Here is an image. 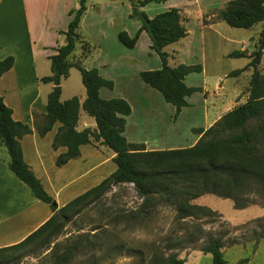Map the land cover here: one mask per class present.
<instances>
[{"label": "trees", "instance_id": "1", "mask_svg": "<svg viewBox=\"0 0 264 264\" xmlns=\"http://www.w3.org/2000/svg\"><path fill=\"white\" fill-rule=\"evenodd\" d=\"M128 1L131 6L129 17L136 19L140 26L132 37L125 31H119L117 39L123 46L131 49L135 46L139 34L142 31L146 33L150 48L160 58L161 68L141 71L139 77L143 83L157 90L166 103L174 107L173 117L176 118L181 109L188 106L186 98L194 92L202 91L201 87L187 86L184 83L186 75L201 71L199 64L181 63L171 67L167 63L164 48L187 35L180 11L171 7L149 17L142 7L167 0ZM85 3L86 0H78V7L69 10L70 19L66 30L62 32L65 41L58 45L56 53L49 57L50 75L40 79L44 83H51L52 88L47 95L43 120L36 126V130L39 136L43 137L54 124L59 123L52 147L57 149L63 146L66 150L55 158L56 166H62L70 159L78 157L81 145L99 140L114 153L112 161L116 168L98 184L58 207L54 197L44 189L23 160L19 139L32 130L26 123L13 119L12 110L0 96V143L6 148L9 156L7 167L28 186L35 198L48 204L52 212L50 218L24 240L1 248L0 251L21 246L50 227L61 228V222L79 212L77 207L80 204L118 184L133 185L142 199L141 205L127 214L129 218L148 217L147 209L154 203L169 205L174 212L172 222L178 225V228L174 232V240H169L164 246L169 253H153L147 264H184V259L178 257L176 251L186 249L201 239L203 242L198 249L211 255V264L226 263L223 248L227 245H240L251 241L257 246L259 241L264 239V216L250 220V223L255 224L244 241L238 242L236 239L227 243L221 233L212 235L196 222L208 219L216 213L209 207L192 201L204 194H212L231 199L235 209H243L249 205L264 206V74L257 69L264 49V27L260 32L258 48L251 54L246 55L239 50L228 54L233 58H249L243 68L229 72L230 76H236L251 68L247 100L224 113L207 129H199L201 136L192 146L147 151L142 145L128 142L123 134L125 117L131 112L130 104L123 98L104 99L99 95L101 88L112 89L113 81L101 76L96 68H85L79 62L70 60L75 43L80 40L78 29L86 10ZM218 17L230 27L248 29L258 22H264V0H230L219 11ZM13 63L14 57L11 55L0 59V76L9 70ZM71 68L79 71L85 89L82 104L77 96L65 101L60 100L61 81L68 76ZM80 108L94 119V129H76ZM105 232L102 228L91 236L94 252L101 255L121 247L101 241ZM87 243L90 244L88 237L80 235L64 245L55 244L52 252H57L59 246H62V250L55 256L53 264H70L73 253ZM107 258L105 257V260ZM247 261L248 259L244 258L236 264H245ZM141 262L144 263L143 258ZM100 263L97 258L94 264Z\"/></svg>", "mask_w": 264, "mask_h": 264}, {"label": "crops", "instance_id": "2", "mask_svg": "<svg viewBox=\"0 0 264 264\" xmlns=\"http://www.w3.org/2000/svg\"><path fill=\"white\" fill-rule=\"evenodd\" d=\"M50 1L53 0H0V59L9 55L14 57L13 66L0 76V96L12 110L13 119L26 123L32 130L31 133L19 139L23 160L40 180L44 189L54 197L58 207H61L98 184L107 174L105 164L110 161L92 143H87L80 146L78 157L70 159L62 166H56L55 158L66 150L63 146H59L57 149L52 147L59 123L54 124L43 137L39 136L36 130V126L43 120L47 95L52 88L51 83H44L40 79L50 75L49 57L56 53L58 45L64 43L65 36L62 32L67 28L66 26L65 30H60L63 37L59 43L56 40L50 43L44 38L47 27L45 28L44 22L42 24L38 21L42 6H37V4L40 2L48 4ZM172 1L167 0L161 6L146 5L143 10L145 11L147 8L151 10L152 13H147V15L152 17L171 7L178 9L186 7L187 9L188 4L191 3L189 0H182L175 5ZM209 1L211 0H206V2ZM222 22L219 21L213 25L203 24L200 10L194 14L193 19L186 22L187 35L170 44L178 45L175 48V51L178 52V61L171 65L167 60L169 66L174 67L181 63L201 66L200 72L189 73L184 78V83L187 86L201 87L202 91L194 92L186 98L188 106L183 107L176 117L178 125L181 127L179 131L173 129L157 133V121L159 119L163 121L165 117L174 114V107L168 103L171 106L167 104V108L161 94L151 87L158 94L154 101L149 102V97L143 90L139 92L129 82L131 78L136 77L141 89L149 87L141 81L139 73L144 70L161 68L160 58L150 48V40L148 48L157 55L158 59L154 58L155 60L147 67L134 71H123L118 74H114L112 70L114 65L109 62H104L101 66L99 64L98 67H93V65L87 67L96 68L101 76L113 81L112 89H100V97L104 99L123 98L130 104L131 112L125 117L123 133L128 142L143 143L147 151L173 149L171 146L177 145V142L183 140L180 137L181 133L184 136L190 133L195 139V144L201 133H194L192 127L205 130L224 113L247 100L236 101L239 89L233 87L232 84L236 82L238 75L230 76L229 72L243 68L249 58L242 57L246 61L241 67L230 66V60L234 58L229 57L228 54L235 51V48L225 51L224 47L226 43L236 44V40L228 39L224 32L220 31L219 27L222 26ZM139 26L140 23L137 24L136 30ZM192 27L196 28V32L192 33ZM143 33L144 31L139 34L137 41L143 37ZM208 35L213 36L215 42L207 43L206 36ZM195 36L200 37L198 44L194 42ZM188 51H190L189 57L186 54ZM147 54L150 55V52ZM248 54L249 52L246 53V55ZM130 61L134 62L132 58H128L126 63H130ZM123 63L125 64V61L121 66H124ZM225 64L230 67L224 66ZM71 69L68 76L61 81L60 100L65 101L72 96H77L82 104L85 99L83 85L82 88L79 86L77 94L72 93L63 98V83L70 77ZM244 72L247 73V70ZM193 75L200 77L199 83L195 84ZM84 112L80 108L76 129L82 130L88 127L94 129V119L87 114L85 116ZM130 129L133 130V134L129 133ZM99 142L101 143V141ZM113 155L114 153L111 151L110 157ZM8 161L9 156L6 148L0 143V249L21 242L52 215L48 204L35 198L28 186L8 169ZM111 163L113 162L111 161ZM200 197L194 199L193 202L197 203ZM260 216H264V214ZM263 241L264 239L259 241L258 247Z\"/></svg>", "mask_w": 264, "mask_h": 264}, {"label": "rangeland", "instance_id": "3", "mask_svg": "<svg viewBox=\"0 0 264 264\" xmlns=\"http://www.w3.org/2000/svg\"><path fill=\"white\" fill-rule=\"evenodd\" d=\"M180 1L182 0H173L172 2L177 5ZM189 1L191 3L188 4L187 9L186 7H180L179 9L185 28L186 22L189 19H193L194 14H197L200 10L202 12L203 24L213 25L221 21L218 13L230 0H211L209 2H206V0H203L204 2L200 0ZM163 3H151L147 6H161ZM37 6H42L38 21L42 22V24L44 22L45 28L47 27L44 32V38L50 43L53 40L59 43L63 37L60 30H65L69 21V10L78 7V0H53L48 4L40 2ZM85 6L86 10L81 18L78 29L80 40L75 43L71 61L79 62L86 68L91 65L98 67L99 64L101 66L102 63L109 62L114 65L112 69L114 74H118L123 71H134L135 69L147 67L155 60L154 58L158 59L157 55L148 48L149 39L145 32L143 33V37L139 38L137 44L135 43V47L131 49L126 48L118 41L117 33L119 31H125L129 37H132L139 23L136 19L129 17L131 11L128 0H86ZM143 8H146V6L141 9L143 10ZM145 12L152 13L148 8L147 10L145 9ZM263 27L264 22H258L248 29L230 27L222 22V26L219 27L220 31H223L225 37L228 39L236 40V44L226 43L225 47L223 46L225 51L235 48V50L243 49L245 54L247 52L251 54L258 48L260 32ZM194 32H196V28L192 27V33ZM199 41L200 37L195 36V44H198ZM206 41L207 43L215 42L214 37L211 35L206 36ZM177 46L176 44L168 45L164 48V51L167 53L168 63L171 65L178 61V52L175 51ZM147 52H150V55ZM186 54L189 57L190 51ZM128 58H132L134 62L130 61V63H126ZM124 61V66H121ZM245 61L246 59L242 57L234 58L230 60V66L233 68L241 67ZM224 66L228 67L229 65L225 64ZM257 69L264 74V49L262 50ZM246 70L247 73L244 71L240 73L236 82L232 84L233 87L239 89L236 101H243L248 98L251 68ZM193 77L195 84L199 83L200 77L198 78L197 75H193ZM129 82L139 92L143 90L149 97V102L156 99L158 92L147 86L141 89L136 77L131 78ZM79 86L82 88L80 73L76 68H72L70 77L63 83V98L72 93L77 94ZM164 104L167 107L168 103L164 102ZM84 114L87 116L85 112ZM156 126L157 133L173 129L177 131L181 130L173 114L165 117L163 121L159 119ZM191 129L194 133H199V129L195 127ZM129 133L133 134V130L130 129ZM180 137L183 140L177 142V145L171 146L173 149L188 147L195 142L193 135L190 133H187L185 136L181 133ZM130 143L142 145L145 149L143 143ZM92 145L100 150L110 161L105 164L107 168L105 177H107L116 168L114 163H111L113 158L110 157L111 151L97 140H94ZM141 203L142 199L134 190L133 185L118 184L111 186L105 193L80 204L77 207L79 212L70 216L67 221L61 222V228L53 229V227H50L43 231L41 235L21 246L0 251V264H53L55 256L62 250V246H59L57 247V252H52L54 245H64L66 242L74 240L80 235H86L90 244H84L75 251L70 264H94L97 258L101 261L100 264H147L148 258L153 253L161 251L169 253L164 246L169 240H174V232L178 228V225L172 222L174 212L171 206L163 203H154L148 207V217L137 216L129 218L127 214L133 212ZM195 204L207 206L216 213V215L208 219L196 222L201 224L204 230L212 233V235L221 233L227 243L236 239L238 242H242L248 238L250 235L249 231L255 224L250 223V220L264 214V206L249 205L243 209H235L231 199L217 197L212 194H204ZM71 211H69V214ZM102 228L106 232L102 236L101 241L120 245L121 247L117 249L118 251L116 250L117 252L112 251L103 255L94 252L91 244L93 237L91 236ZM206 238L207 235L204 239L206 240ZM202 242L203 239L196 244H190L186 249L176 251L178 257L184 259V264L212 263L211 255L203 253L198 249ZM105 257H108L107 260H105ZM223 257L226 262L225 264H236L244 258L248 259L245 264H264V241L259 247L258 245L255 246L251 241L245 244L241 243L240 245H227L223 248ZM141 258L144 259V263L141 262Z\"/></svg>", "mask_w": 264, "mask_h": 264}]
</instances>
